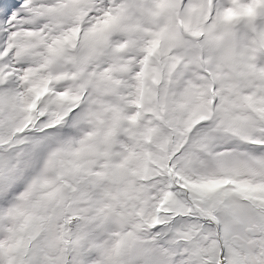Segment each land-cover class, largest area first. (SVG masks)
<instances>
[{
    "label": "snow or ice",
    "instance_id": "1",
    "mask_svg": "<svg viewBox=\"0 0 264 264\" xmlns=\"http://www.w3.org/2000/svg\"><path fill=\"white\" fill-rule=\"evenodd\" d=\"M0 264H264V0H0Z\"/></svg>",
    "mask_w": 264,
    "mask_h": 264
}]
</instances>
